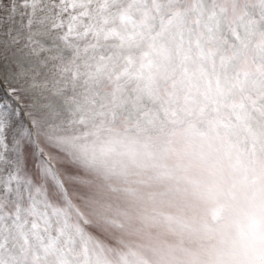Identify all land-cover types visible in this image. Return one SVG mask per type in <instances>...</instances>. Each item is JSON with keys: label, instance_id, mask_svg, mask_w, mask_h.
I'll use <instances>...</instances> for the list:
<instances>
[{"label": "snow or ice", "instance_id": "snow-or-ice-1", "mask_svg": "<svg viewBox=\"0 0 264 264\" xmlns=\"http://www.w3.org/2000/svg\"><path fill=\"white\" fill-rule=\"evenodd\" d=\"M0 264H264V0H0Z\"/></svg>", "mask_w": 264, "mask_h": 264}]
</instances>
